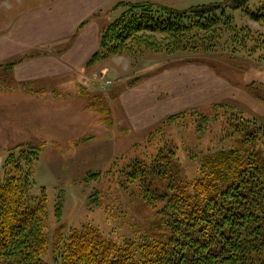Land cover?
<instances>
[{
  "label": "rangeland",
  "instance_id": "1",
  "mask_svg": "<svg viewBox=\"0 0 264 264\" xmlns=\"http://www.w3.org/2000/svg\"><path fill=\"white\" fill-rule=\"evenodd\" d=\"M120 1L84 18L75 32L64 34V26L75 18L67 10L68 4L79 0H0V183L10 148L20 143L42 146L33 166L31 190L46 198L49 246L44 256L50 264H54L52 240L58 229L68 233L91 224L119 243L128 238L140 240L149 230L167 233L159 212L162 204L149 206L138 183L129 181L126 172L135 159H151L164 146L162 150L177 147L182 173L191 179L199 173L198 153L232 144L231 139L221 138L225 111L254 118L264 126V57L260 53L146 51L134 59L124 52L80 66L55 63L50 75L43 74L36 81L39 85L18 84L12 79L6 68L10 61L35 55L57 57L79 46L82 39L83 43L88 38L92 43L94 37L100 40L104 28L121 13ZM212 1L223 0H172L165 4L187 8ZM259 2L251 0L250 6ZM233 14L238 25L264 31V24L241 10ZM29 42L33 46L4 54L7 48ZM95 52L92 50L86 60ZM30 71L39 74V67H20V79ZM132 95L138 99L152 95L155 102L144 100L149 109L141 110L138 105L136 109ZM220 103L225 107L214 108ZM103 105L108 113L100 112ZM186 110L185 117L170 120L172 114ZM215 112L220 113L217 120L212 118ZM199 113L210 120L201 136L194 121ZM260 135L258 145L264 151V132ZM86 136L87 140L73 143Z\"/></svg>",
  "mask_w": 264,
  "mask_h": 264
},
{
  "label": "trees",
  "instance_id": "2",
  "mask_svg": "<svg viewBox=\"0 0 264 264\" xmlns=\"http://www.w3.org/2000/svg\"><path fill=\"white\" fill-rule=\"evenodd\" d=\"M250 1H212L187 8L153 0L120 1L121 13L104 28L101 48L87 63L124 52L136 59L146 51L222 50L250 56L260 53L263 58L264 31L238 25L233 14L241 10L264 24V0L254 8ZM20 60L6 66L14 80L13 70ZM106 110L103 105L100 112ZM186 112L172 114L170 120L185 117ZM199 114L194 121L201 136L210 120ZM223 116L221 138L231 139L232 144L198 153L197 176L187 179L177 147L162 150L166 146L151 159H135L126 172L130 182L138 183L149 206L162 204L159 212L167 233L149 230L140 240L119 243L91 224L68 233L58 229L52 240L54 264H264V151L258 145L264 126L238 112L225 111ZM106 120L110 124V115ZM88 138L79 137L73 143ZM41 149L39 144L20 143L10 148L4 161L0 264H50L44 256L49 246L46 198L31 190L33 166ZM58 202L60 213L61 199Z\"/></svg>",
  "mask_w": 264,
  "mask_h": 264
},
{
  "label": "crops",
  "instance_id": "3",
  "mask_svg": "<svg viewBox=\"0 0 264 264\" xmlns=\"http://www.w3.org/2000/svg\"><path fill=\"white\" fill-rule=\"evenodd\" d=\"M80 2L78 4H73L70 6V4H68L67 10L69 9L70 13L74 14V19H73V23L69 24V25H65L62 32L64 34L66 33H72L75 32L78 27L80 26V24L83 22L84 18H88L91 17L92 15L96 14V13H100L101 9L109 6L110 3L115 2L116 0H79ZM124 1V0H122ZM126 1H132V0H126ZM153 1H159L162 3H166V1H172V0H153ZM82 8V9H81ZM98 40V39H97ZM96 38L94 37L93 43H92V39L88 38L85 40V42L83 43L84 39L81 40L80 45H74L71 49L67 50V52H63L62 54H56L57 57H47L46 59H42L40 56H32L30 58L27 59H22L20 60L14 67L13 73L16 79V82L18 84H22V83H29V84H35L37 80H39L43 74L44 75H50L51 74V65L55 64V63H62L65 66H67L66 64L70 63L71 65H76V66H80V65H84L87 62V56H89L90 52L93 50V52H95V49L98 48V46L100 45V40L97 41ZM28 43V42H27ZM86 43L88 44H92L91 47H86ZM33 46V43L29 42V44H20L17 46H12L10 47V50H8V48L5 50L4 54H15L18 53V51L26 48V47H31ZM8 47V46H5ZM6 56V55H5ZM62 57L64 58V60H62ZM44 60V61H43ZM33 65V66H38L39 67V74L38 73H33V72H27L26 74H24L25 76L21 77L20 79V74L18 73L20 70V67L25 66V65ZM82 67V66H81ZM53 70H56V68H54ZM35 85H39V84H35ZM146 93H151V91H148ZM137 95V94H136ZM135 95V96H136ZM135 96H131L134 97L133 102H132V106L137 107L139 106L141 110H146L149 109L147 106L143 105L144 104V100H146L147 102H155L152 98V95L146 99V96H144L142 99H138ZM158 98V96H157ZM157 101V99H156ZM138 105V106H137ZM136 112V110L132 111V114H134ZM137 114V113H136Z\"/></svg>",
  "mask_w": 264,
  "mask_h": 264
}]
</instances>
